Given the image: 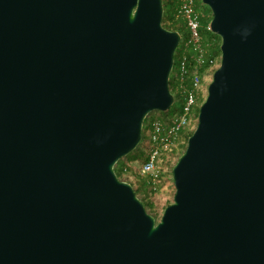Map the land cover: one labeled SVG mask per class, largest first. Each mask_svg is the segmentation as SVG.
<instances>
[{"label": "water", "instance_id": "95a60500", "mask_svg": "<svg viewBox=\"0 0 264 264\" xmlns=\"http://www.w3.org/2000/svg\"><path fill=\"white\" fill-rule=\"evenodd\" d=\"M220 66L159 222L115 166L174 103L163 0H0V264H264V0H202Z\"/></svg>", "mask_w": 264, "mask_h": 264}, {"label": "built area", "instance_id": "2783aa9c", "mask_svg": "<svg viewBox=\"0 0 264 264\" xmlns=\"http://www.w3.org/2000/svg\"><path fill=\"white\" fill-rule=\"evenodd\" d=\"M173 1L172 14L167 17L164 14L163 26L181 36L169 78L174 97L169 110L175 109L166 114L153 111L144 121L139 145L143 157L140 168L128 163L115 166L121 176L130 173L148 176V185L152 186L161 182L164 167L179 155L185 145V135L195 130L199 109L207 97L205 81L213 76L221 62V53L213 52V47L221 41L210 28L212 12L203 6L202 0ZM203 19H208V24L204 25Z\"/></svg>", "mask_w": 264, "mask_h": 264}, {"label": "rangeland", "instance_id": "374dc122", "mask_svg": "<svg viewBox=\"0 0 264 264\" xmlns=\"http://www.w3.org/2000/svg\"><path fill=\"white\" fill-rule=\"evenodd\" d=\"M203 6L208 8L204 4ZM165 17H167V15ZM212 77L209 78L210 81L209 80L205 81V88L208 89V86L210 82L212 81ZM156 113L157 112H155L154 114ZM188 135L189 133L185 135L184 137L185 145H183L177 158L173 162L167 164L164 167L163 178L160 183L157 182L153 186L148 185L146 188H144L143 181L147 180L148 176L135 175L134 173L121 176V180L129 182L133 186L134 190L136 191L137 197L143 202L147 212L150 215H152L156 219L157 222L161 220L165 209L169 205H171L174 201L175 187H174V182L172 178V169L186 149L187 141H188V138L190 137V136L188 137ZM142 159L143 157L142 155H140V147L138 146L137 149L134 150L131 154H129L125 158H122L117 163V165L119 164L120 166H122L128 163V164H132L133 166H135V168H140Z\"/></svg>", "mask_w": 264, "mask_h": 264}, {"label": "trees", "instance_id": "16d2710c", "mask_svg": "<svg viewBox=\"0 0 264 264\" xmlns=\"http://www.w3.org/2000/svg\"><path fill=\"white\" fill-rule=\"evenodd\" d=\"M164 1V14H165V16L167 15V16H170L171 14H172V11H173V9H174V1L173 0H163ZM208 7V6H207ZM208 9H209V11L211 12V10H210V8L208 7ZM208 22H209V20L208 19H203L202 20V23L204 24V25H206V24H208ZM204 33H208V32H205L204 31ZM210 34V33H209ZM209 34H208V36H209ZM215 36L216 37H218L219 39H220V41H221V38L219 37V36H217L216 34H215ZM213 52L214 53H217V54H220L221 52H220V45H216V46H214L213 47ZM175 108H173V109H171V110H169V111H167L168 113L169 112H171V111H173ZM167 112H163V114H166ZM147 121V117H146V120H145V122ZM192 134V132H190L189 133V135H188V137L190 136ZM140 155H142L141 153H140ZM116 174H117V176L119 177V179H121V173H120V171L117 169V171H116ZM148 186V181L147 180H144L143 181V187L144 188H146Z\"/></svg>", "mask_w": 264, "mask_h": 264}]
</instances>
